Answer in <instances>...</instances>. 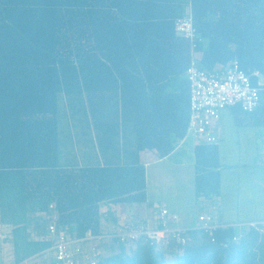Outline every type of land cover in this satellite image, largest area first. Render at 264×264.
Returning <instances> with one entry per match:
<instances>
[{
	"label": "trees",
	"instance_id": "1",
	"mask_svg": "<svg viewBox=\"0 0 264 264\" xmlns=\"http://www.w3.org/2000/svg\"><path fill=\"white\" fill-rule=\"evenodd\" d=\"M186 7L205 39L200 67L236 60L264 86V0H0V225L14 264L48 253L54 216L72 239L103 236V205L147 202L140 153L164 158L187 135L190 46L175 31ZM61 105L92 121L100 162L61 164ZM235 109L238 120L264 119V107ZM127 121L142 122L133 142ZM212 148L196 149L199 194L220 189ZM188 236L184 247L114 237L97 264H264V235L252 228L238 240L233 227L214 241Z\"/></svg>",
	"mask_w": 264,
	"mask_h": 264
},
{
	"label": "crops",
	"instance_id": "2",
	"mask_svg": "<svg viewBox=\"0 0 264 264\" xmlns=\"http://www.w3.org/2000/svg\"><path fill=\"white\" fill-rule=\"evenodd\" d=\"M237 113L235 108L222 112L215 127L218 142L206 145L215 149L210 162L219 164L215 169L220 178L218 193L199 194L196 191V180L201 175L196 149L204 144L194 136H188L182 144L177 140L173 152L164 158L155 151H142L140 159L147 172V202L113 206L111 215L107 212L109 206L103 205L105 234L125 233L139 223L155 228L161 208L179 215L175 226L192 228L200 214L209 213L225 227H233L237 235L245 234L250 229L249 223L264 221V119L254 115L241 116L238 120ZM70 121L75 131L74 162L80 165L85 159L100 162L102 157L96 147L97 136L92 121L76 120L73 115ZM141 123L127 121V140L134 141L135 131ZM167 123L163 121L161 125L169 127L172 121ZM170 129H174L173 125ZM0 228L6 238L1 225ZM6 255L5 247L0 248V258Z\"/></svg>",
	"mask_w": 264,
	"mask_h": 264
},
{
	"label": "built area",
	"instance_id": "3",
	"mask_svg": "<svg viewBox=\"0 0 264 264\" xmlns=\"http://www.w3.org/2000/svg\"><path fill=\"white\" fill-rule=\"evenodd\" d=\"M175 31L178 36L188 41L191 55L186 72L190 84L189 122L187 135L179 143H184L188 136H194L201 144H216L218 136L215 127L222 112L240 107L244 113H255L264 107V86L262 83L258 87L253 86L250 76L241 70L236 60L212 71L202 69L198 47L205 39L195 28L191 14L175 21ZM262 161L264 163V157ZM56 220L57 217L54 216L48 228V236L54 240V244L48 251L52 256L47 264H97L104 255L95 242H102L112 236H94L88 232L82 239H72L64 230H58ZM156 222L155 228L140 223L135 229L116 234L115 237L125 244L140 241H151V244L172 242L184 247L191 241L189 232L200 231L214 241L215 233L219 229L227 228L209 213L200 214L192 228L178 227L175 225L179 222V215L167 208L159 209ZM248 227L264 235V221L249 223ZM243 235H238L234 240ZM4 239L0 228V240Z\"/></svg>",
	"mask_w": 264,
	"mask_h": 264
},
{
	"label": "rangeland",
	"instance_id": "4",
	"mask_svg": "<svg viewBox=\"0 0 264 264\" xmlns=\"http://www.w3.org/2000/svg\"><path fill=\"white\" fill-rule=\"evenodd\" d=\"M260 82H262V79H260ZM60 112H61L60 113V127H59L60 128V140H61L60 162H61V164H64L66 161L69 160L71 163V161L74 162V157H72V155L76 153L75 151H73L74 150L73 147L76 145V142L74 141L75 136H73V135H74L75 131H74V126L72 125V123L70 121V116L73 115V118H75L76 120H80V121H83L84 116H83V113H81V112H77V114H75L73 112V110H71V109L69 110L68 106H65V105H64V107L61 105ZM108 208L110 210L114 209L113 206H110V204H109ZM108 234L111 235L112 238H114L116 235L115 233H111V234L107 233L106 235H108ZM117 235H119V234H117ZM112 238H108V239L105 238L104 241H102V242H97V241L95 242L96 245L103 252V255H105V256L110 255L111 250H110V248H107V247L104 248L101 245H103L104 242L105 243H110V241L112 242V240H111ZM127 244H129V243H126V247H127ZM112 245L115 247L114 252H118L119 246H116L118 244H112ZM2 247H5L7 255L5 258H0V261H1L0 264H14L13 256H12V245L8 242L3 244L2 241H0V248H2ZM88 247H89V245H88ZM175 248H176V246L172 245L171 250L173 251V250H175ZM108 250H109V252H108ZM128 251H129V249H128ZM50 258H51V254L46 253V254L38 257V258L28 260L24 264H42V262H44V261H46V264H47L49 261L48 259H50ZM169 258H171V257L166 258L168 263H170L172 261Z\"/></svg>",
	"mask_w": 264,
	"mask_h": 264
},
{
	"label": "water",
	"instance_id": "5",
	"mask_svg": "<svg viewBox=\"0 0 264 264\" xmlns=\"http://www.w3.org/2000/svg\"><path fill=\"white\" fill-rule=\"evenodd\" d=\"M184 16H186V17L190 16V7L185 8Z\"/></svg>",
	"mask_w": 264,
	"mask_h": 264
}]
</instances>
